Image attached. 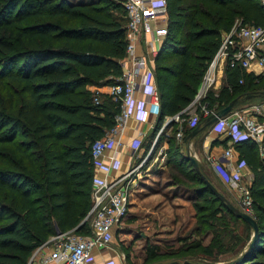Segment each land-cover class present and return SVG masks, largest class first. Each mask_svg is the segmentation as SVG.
Returning <instances> with one entry per match:
<instances>
[{"label": "trees", "instance_id": "obj_1", "mask_svg": "<svg viewBox=\"0 0 264 264\" xmlns=\"http://www.w3.org/2000/svg\"><path fill=\"white\" fill-rule=\"evenodd\" d=\"M167 4L169 35L155 60L160 119L187 118L181 111L194 99L221 35L235 18L241 25L264 26V0ZM182 23L185 36L178 40L176 25ZM124 26L119 0H0V146L13 151L0 156L7 167L0 168V264H27L56 233L89 234L83 219L91 207V146L114 125L120 107L88 87L109 85L122 74ZM263 79L226 66L224 84L202 102L216 104V110L235 98L236 104L246 103V93L264 90ZM198 127L206 129V119L200 118ZM185 128L184 139L190 133ZM167 144L169 164L193 186L197 239L166 253L147 245L144 263L237 259L252 229L209 189L208 175L179 155L175 135ZM229 146L251 171L247 190L258 226L256 243L240 264H264V157L249 139Z\"/></svg>", "mask_w": 264, "mask_h": 264}, {"label": "built area", "instance_id": "obj_2", "mask_svg": "<svg viewBox=\"0 0 264 264\" xmlns=\"http://www.w3.org/2000/svg\"><path fill=\"white\" fill-rule=\"evenodd\" d=\"M119 1H122L124 9L127 60L126 64L121 61L122 74L108 85L107 90L108 97L119 105L120 112L114 118V125L91 146L95 170H99L104 176H94L92 180L91 207L83 219L89 226V234L76 233L74 230L56 233L33 251L27 264H95L92 251L110 245L113 232L119 229L127 215L128 197L124 189L126 175H109L120 163L117 152L120 147H128L134 156L142 145V140L124 142L128 121L150 124L155 128L161 121L158 134L170 122H187L190 127H195L200 118L207 119L217 111L202 100L213 87L214 72L221 62H225L231 69L238 68L243 72L252 71L256 67V74L264 78V26L241 25L238 22L221 35L218 49L189 105L195 108L194 114L189 118L175 114L160 119L159 92L154 70L149 62L155 61L169 35L167 0ZM140 43L144 44V49L141 54H135L136 46ZM94 101L97 103L98 99L95 98ZM214 129L227 133L230 143L249 139L261 145L264 136V102L241 109L233 108L216 121ZM181 137V131H177L176 140H181ZM222 156L228 161L236 162L234 171H229L218 161L213 163V169L225 183L239 192L241 209L252 216L251 197L248 190L239 184L240 170L245 164L238 162L232 146L225 148Z\"/></svg>", "mask_w": 264, "mask_h": 264}, {"label": "rangeland", "instance_id": "obj_3", "mask_svg": "<svg viewBox=\"0 0 264 264\" xmlns=\"http://www.w3.org/2000/svg\"><path fill=\"white\" fill-rule=\"evenodd\" d=\"M69 1L74 3L91 0ZM236 24L237 18L234 19L232 27ZM176 27L179 28L175 33L176 39L180 40L185 36L186 24H178ZM252 101L258 103L260 100L253 98ZM172 136L173 129L165 128L160 134L156 131L145 138L134 156L129 148L123 150V157L127 155V158L122 161L119 174L126 175L124 189L128 197V212L114 233L111 246L126 256V264H145L147 245L156 246L162 253H166L175 251L182 242L188 243L197 239L193 234L196 225V211L191 198L193 186L178 174L175 166L170 165L168 160L167 140ZM176 145H179L180 156H192L188 150L189 144L182 146L181 141L176 140ZM12 152L10 147L0 146V156ZM0 168L7 167L0 162ZM233 192L237 197L233 199V205L241 208L239 193ZM198 262L203 260L195 261Z\"/></svg>", "mask_w": 264, "mask_h": 264}, {"label": "crops", "instance_id": "obj_4", "mask_svg": "<svg viewBox=\"0 0 264 264\" xmlns=\"http://www.w3.org/2000/svg\"><path fill=\"white\" fill-rule=\"evenodd\" d=\"M142 49H144V44L143 43L138 44L136 46V49H135V54H141ZM126 60H127V58H125V56L123 57V59H121L122 63L125 62L124 64H126ZM121 61H120V63H121ZM155 62L156 61H153L152 63L149 62V66L152 67L154 70L155 82L157 85ZM225 69H226V63L225 62H221L217 65L216 72H214L215 82H214L213 87L211 89H209L208 92L214 91L215 93H217L218 90L221 88V86L224 84V82H225ZM257 71H258L257 68L253 67L252 71L244 72V73L247 74L248 76L259 77L256 74ZM201 81H202V79H201ZM256 81L257 80H254V82H256ZM262 86H264V79L262 82ZM157 88H158V86H157ZM88 89L91 91H96L98 94H102L106 97L108 96L107 95L108 85H101L100 87L89 86ZM252 100L253 99H249V100H247L248 102H246V103H244V102H241L238 104L235 103L233 108L241 109L244 106L254 104V101H252ZM259 100L260 101L258 103L264 102V99L261 97L259 98ZM189 105L190 104H188L181 111L188 118L191 115H193L195 112V108L193 106H189ZM216 106H217L216 104L212 105V107H215V110H216ZM165 116L170 117L168 115H165ZM173 123H175V122H170L169 123L170 125L168 124L166 129L167 128L173 129V135H175V132L181 131L182 137H181L180 141L182 143V146L189 144L188 150H189L190 154L192 155V156H189V155H186V156L194 158L195 161L197 162V165H198V171H200V169H205V171L202 170V172L206 173L208 175V177L211 180L210 183L215 187V189L218 192L219 191L222 192L224 194L223 196L226 199L228 198V201L230 203L231 202L234 203L233 199L234 198L237 199V197L233 191H236L237 193H239V192L237 190L231 188L227 183H225L224 180L222 179V177L218 173H216L213 169V163H215L216 161L224 164L226 166V168L232 172L234 171V167L236 166V164H235L236 162L228 161V159H225L222 156L223 150L226 148V146L228 147L230 145L229 136L227 135V133L217 132L214 129V126H216V122H215V123L207 126L206 129H200V131L194 137L187 138L188 137V135H187V137L184 139L185 132L183 131V126H185L186 127L185 129L186 130L188 129L191 133V131L196 126H198L199 124L196 125L195 127H190L187 122H181V123H176V124H173ZM160 124H161V121L158 122V124H157L158 126H156L157 128H155V126L153 127V125H150V124H142V123L136 122L134 120H130L127 122L128 127H127L126 133L124 135V142L127 143L130 140H133V141L134 140H142V143H143L145 138L150 137L151 134L158 131ZM225 141H227L226 145L223 143ZM256 145L258 147V152H259L260 158H263L264 157V136L261 140V145H258V144H256ZM125 148H128V147L122 146L118 149L117 152H118V157L120 158V163L118 165V168L113 170L110 173V175H109L110 177L121 175L119 173H120V170L122 169V161L127 158V155H125L123 157V155H124L123 150ZM240 174H241V176H240L239 184L242 187H244L245 189H248V185L250 184V182L252 180V174H251L250 169L247 166H245L243 169L240 170ZM94 176L99 178V177H103L104 175L102 172H100L97 169L95 170V168H94ZM224 192H226V193H224ZM229 196H231V197H229ZM192 220H194L193 217H192ZM116 231L113 232V236H114V233ZM112 241H113V238H112ZM112 241H111L110 245H108L104 248H101V249H94L92 251V255L94 257V263L95 264H102L104 262H110V264H126L127 263L126 262L127 261L126 256L123 255L120 250L111 246Z\"/></svg>", "mask_w": 264, "mask_h": 264}, {"label": "water", "instance_id": "obj_5", "mask_svg": "<svg viewBox=\"0 0 264 264\" xmlns=\"http://www.w3.org/2000/svg\"><path fill=\"white\" fill-rule=\"evenodd\" d=\"M264 96V90L263 91H259V92H248L246 93V95L244 96L245 100H249V99H253V98H260ZM237 99H233L228 105H226L225 107L217 110L214 114L210 115L207 119H206V124L207 126L215 123L219 118L224 117L225 115H227L234 107L235 103H236ZM200 131L199 127L196 126L191 133L188 135L187 138H192L194 137L198 132ZM188 159L190 161V163L192 164L193 168L198 171V165L197 162L195 161L194 158L189 157ZM207 186L209 187V189L216 194L219 199L221 201H223L225 203V205L231 210L233 211L237 217H239L240 219H242L243 221H245L250 228L252 229V235H251V239L250 242L248 243L246 249L243 251V253L241 255H239V257L229 263H220V262H212V261H203V262H198V263H192V264H240L243 262V260L245 259V257L247 256V254L251 251L253 245L256 243L257 240V236H258V226L257 223L255 221V219L246 214L241 208H238L234 205H232L223 195H221L216 189L215 187L209 183L208 181L206 182ZM177 263H181V264H191L186 260H179L177 258H165V259H158V260H154L152 262H149L147 264H177Z\"/></svg>", "mask_w": 264, "mask_h": 264}]
</instances>
